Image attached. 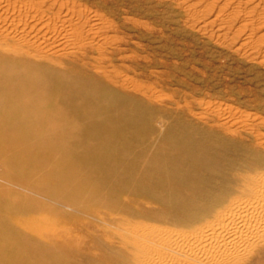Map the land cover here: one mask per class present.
Returning a JSON list of instances; mask_svg holds the SVG:
<instances>
[{
	"label": "rangeland",
	"instance_id": "obj_1",
	"mask_svg": "<svg viewBox=\"0 0 264 264\" xmlns=\"http://www.w3.org/2000/svg\"><path fill=\"white\" fill-rule=\"evenodd\" d=\"M5 58L20 69L74 75L109 95L96 111L98 123L80 121L86 135L68 129L72 160L98 164L114 147L113 155L127 148L120 161L129 166L144 153L143 170L159 149L182 146L189 132L221 174L239 176L236 183L264 181V0H0ZM43 122H34L35 137L51 132ZM106 141L113 145L103 153ZM20 163L24 169L11 177L0 163V264H12L8 257L26 264H52L56 257L64 264H148L153 256L175 255L162 245L152 250L136 231L189 230L172 209L171 222L154 218L161 206L129 193L127 204L116 205L118 219H128L118 225L103 217L108 205L91 203L83 180L52 170L34 181ZM210 184L221 182L204 185ZM137 214L151 219L138 225ZM252 252L213 264H252Z\"/></svg>",
	"mask_w": 264,
	"mask_h": 264
},
{
	"label": "bare ground",
	"instance_id": "obj_2",
	"mask_svg": "<svg viewBox=\"0 0 264 264\" xmlns=\"http://www.w3.org/2000/svg\"><path fill=\"white\" fill-rule=\"evenodd\" d=\"M4 60L0 59V111L5 112L0 114V163L6 175L15 176L20 168L24 169L25 164L22 167L20 163L23 159L27 163V171L34 176L33 179L42 177L52 170L62 173L69 179H81L86 183L85 191L89 195V200H92L91 203L95 204V200L98 199L97 207L108 205L111 210L106 211V214L104 212L103 217L107 215L106 219L118 225L128 221V219H118L119 207L116 206L130 201L132 196L124 194H135L138 197L147 195L149 199H146L149 202L158 203L161 208L159 212L154 211L152 215L154 218L169 219L168 221L171 222L172 219L168 218L167 212L172 209L175 212L172 214L177 221L189 230L162 231L145 225L140 231H136L142 238L144 235L148 237L145 236L148 240L146 244L151 248L162 245L175 255L173 258L168 256L165 258L162 255L157 256L153 251L156 256H153L148 264H192V261L195 262L193 264H213L222 258H232V260L241 258L250 251H253L255 256L252 264H263L264 181L254 185L253 182L242 178L236 183L239 176L232 175L234 177L230 179L225 174H221L217 170L220 167L215 168L214 160L210 155L208 157L199 142L196 143L188 137L189 132H186L187 137L184 138L185 134L182 136V143L178 141L182 146L178 143L179 148L175 146L173 151L167 147L159 149L156 155L147 161L143 170H139L138 164L144 153L133 157L132 164L129 166H124L123 163L126 160H120L131 150L122 148L123 153L120 151V154L113 155L112 152H115L116 148L112 146L115 150L109 152L112 143L109 144L108 141L102 143L100 149L103 153H106L107 149V152L111 154H104L102 162L95 164L92 162L94 159L91 161L90 158L87 159L90 161L82 162L72 160L69 155L72 147L68 143V135L72 134L71 131L75 132L74 134L84 135L80 121L84 118L89 122L94 121L96 115L106 107L105 104H101V101L108 99L109 95L95 88L97 85L93 87L85 84L74 75L60 72L59 75H54L52 72L37 71L40 68L37 69L34 66L30 70L20 69L11 60L6 62ZM91 95L99 96L92 98ZM58 97L62 98L60 103L55 101ZM96 111H98L97 114ZM37 120H44L45 125L42 124L41 128L51 129V132L41 138L35 137L33 130L35 131L34 122ZM81 125L83 126L82 123ZM69 128H71L70 132ZM44 147L47 149L43 150ZM59 149L68 153H61V155L59 153L57 156L56 152ZM98 177H100L98 182L102 186L106 185L108 192H100L96 188ZM214 179H218L221 184L218 186L210 184V187H207L209 184L204 185L206 182L212 183ZM89 203H87L88 206ZM104 209H106L105 206ZM172 214L170 213L171 216ZM139 215H136L140 217L136 220L138 225L143 224L146 218L151 219L150 216ZM62 237L55 239V242L59 244L62 240L64 241ZM168 250H166L167 253H169ZM11 258L7 259H10L12 264H26ZM53 260L52 264H64L63 260L57 257Z\"/></svg>",
	"mask_w": 264,
	"mask_h": 264
}]
</instances>
